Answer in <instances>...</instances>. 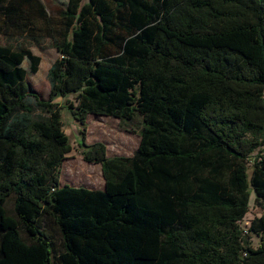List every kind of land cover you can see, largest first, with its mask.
Instances as JSON below:
<instances>
[{"label":"trees","instance_id":"trees-1","mask_svg":"<svg viewBox=\"0 0 264 264\" xmlns=\"http://www.w3.org/2000/svg\"><path fill=\"white\" fill-rule=\"evenodd\" d=\"M0 35L59 53L43 100L0 46V264H264V0H0ZM64 109L143 117L132 157L82 136L103 191L60 184Z\"/></svg>","mask_w":264,"mask_h":264},{"label":"rangeland","instance_id":"rangeland-1","mask_svg":"<svg viewBox=\"0 0 264 264\" xmlns=\"http://www.w3.org/2000/svg\"><path fill=\"white\" fill-rule=\"evenodd\" d=\"M50 8H65L68 0H42ZM86 1V0H84ZM0 46L8 47L13 51H30L34 56L40 58L37 73L31 72V62L28 59L22 64L26 70V81L29 84L31 91L38 94L41 99L48 100L50 97V84L47 78L48 71L51 65L59 58V53L54 40L50 38H30V37H9L0 35ZM69 99L73 100V97ZM56 102L65 105L66 99H57ZM62 120L64 123V131L70 139L72 151L66 156V160L61 167L60 178L61 182L72 186L70 180L79 182L80 186L87 187L88 184L102 189L103 182L100 175L98 165H91L83 160L82 155V136L86 145L102 143L106 147L107 157L114 158L119 156H133L140 144V133L143 128V117L136 114L131 121H121L112 117L104 116H88L86 126L81 129L74 121L73 117L67 109L62 111ZM81 132L84 134L82 135ZM252 165V160L250 161ZM94 168V169H92ZM100 180V183H99ZM73 182V181H72ZM6 210L12 216L14 214V197L9 198L6 204ZM264 213L257 208L254 192L251 193L249 212L246 215L242 225H249L251 221L262 216ZM47 224L48 232L54 238L55 248L59 250L61 244L59 235L54 231L55 226L49 218L43 219ZM26 239V235L23 234ZM251 242L254 246L260 243V239L252 236Z\"/></svg>","mask_w":264,"mask_h":264},{"label":"crops","instance_id":"crops-1","mask_svg":"<svg viewBox=\"0 0 264 264\" xmlns=\"http://www.w3.org/2000/svg\"><path fill=\"white\" fill-rule=\"evenodd\" d=\"M89 116H92V115H89ZM120 157V156H119ZM122 157H127V156H122ZM128 157H132V156H128ZM90 164V163H89ZM91 165H98L99 166V169H100V175L102 176V179H103V182H101L100 183V180H99V183H100V186H102L103 185V188L102 189H98V188H96L95 186H93V185H90V184H88L87 185V187H84V188H87V189H89V190H101V191H103L104 189H105V180H104V178H103V174H102V167H101V165L100 164H91ZM92 169H94V168H92ZM61 178H60V184L63 186V185H66V184H64L63 182H61ZM73 181V182H72ZM75 180L73 179V180H70L69 182H71L73 185H72V187H83V186H80L81 184H79V182H74Z\"/></svg>","mask_w":264,"mask_h":264}]
</instances>
